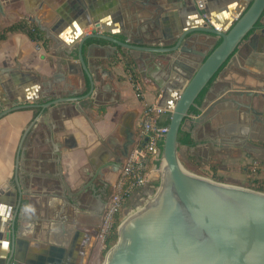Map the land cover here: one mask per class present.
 I'll return each mask as SVG.
<instances>
[{
	"label": "crops",
	"instance_id": "crops-1",
	"mask_svg": "<svg viewBox=\"0 0 264 264\" xmlns=\"http://www.w3.org/2000/svg\"><path fill=\"white\" fill-rule=\"evenodd\" d=\"M198 1L209 17L200 14ZM250 1L0 0V36L15 23L41 32L39 39L23 29L0 37V192L8 184L0 196V264H13L12 225L19 264L95 262L106 207L102 196L112 190L122 166L112 163L113 148L131 132L138 141L146 105L166 109L159 124L171 118L173 102L203 61L181 50H131L90 37L82 46L86 71L79 43L96 23L99 33L121 41L171 48L183 31L204 22L225 30ZM194 34L200 39L195 46L207 53L220 39ZM248 89H264V17L205 89L195 106L202 120L188 121L195 143H180L178 156L195 173L212 177L205 167L208 151L232 145L229 139L243 136L246 128L263 135L264 114L256 116L245 106L250 97L238 95ZM58 98L71 99L40 106ZM251 103L256 107V98ZM26 104L32 105L18 107ZM256 108L264 112L263 105ZM160 176L150 170L147 184L124 201L121 218L159 186Z\"/></svg>",
	"mask_w": 264,
	"mask_h": 264
},
{
	"label": "water",
	"instance_id": "water-1",
	"mask_svg": "<svg viewBox=\"0 0 264 264\" xmlns=\"http://www.w3.org/2000/svg\"><path fill=\"white\" fill-rule=\"evenodd\" d=\"M197 5L200 14L209 17L203 2L198 1ZM263 17L264 0H251L245 11L225 30L204 22L200 27L183 31L171 48L142 47L121 41L99 33L101 26L98 23L93 33L87 34L79 43V58L86 71L82 46L90 37H103L131 50H181L203 57L172 104L162 145L166 165L160 184L147 201L127 212L118 226L117 242L106 253L104 264H264V191L197 174L192 165L180 161L178 156L181 131L190 132L193 138V129L187 125L188 121L195 125L204 117L202 112H191V108L197 106V98L233 58L239 44ZM29 20L40 24L37 18ZM195 32L219 35L221 42L210 53L204 52L195 46L200 41ZM90 82L93 89V80ZM238 95L250 97L245 106L256 116L264 114L256 108L264 106V89L239 91ZM251 98H256V107ZM70 99L58 98L40 106L44 108ZM247 131L246 128L243 135ZM232 140L243 141L241 137H233ZM135 141V133L131 132L122 144L114 147L115 161L112 163L122 165ZM249 145L248 151L257 154L255 158L263 159L261 152H264V146L253 142ZM7 189L8 184L3 187V190ZM19 201L21 204V198ZM10 230L14 242L12 263L19 264L15 258L14 225Z\"/></svg>",
	"mask_w": 264,
	"mask_h": 264
},
{
	"label": "built area",
	"instance_id": "built-area-1",
	"mask_svg": "<svg viewBox=\"0 0 264 264\" xmlns=\"http://www.w3.org/2000/svg\"><path fill=\"white\" fill-rule=\"evenodd\" d=\"M134 84L137 96H141V85L136 81ZM164 112L166 109L157 104L145 106L140 123V137L132 147L129 156L125 158L114 184L113 193L106 203L98 232L100 239L105 240L112 231L116 215L123 208L124 201L131 192L147 184L150 170L153 169L159 174L163 172L166 161L162 154V145L168 126L159 124L157 118ZM156 189L148 193L138 206L147 201Z\"/></svg>",
	"mask_w": 264,
	"mask_h": 264
},
{
	"label": "rangeland",
	"instance_id": "rangeland-1",
	"mask_svg": "<svg viewBox=\"0 0 264 264\" xmlns=\"http://www.w3.org/2000/svg\"><path fill=\"white\" fill-rule=\"evenodd\" d=\"M227 147H231V146H227ZM208 152L209 154H206V156H210V158H208L207 160L208 162L206 163L205 167L206 169L210 167L209 170L214 173L212 177L208 176L209 178L222 182L229 181L233 183H238L237 185L241 184L247 187L258 186L260 184L264 185V158L257 159L254 156L257 154H252L247 150L242 152L240 148L229 149L223 147L220 149H210ZM113 190L114 187L112 188L110 196L112 195ZM121 213H122V209L116 215L115 222L117 221L118 218L122 217ZM124 218L125 217L121 218V220H123ZM114 227H115V223H114ZM112 231L108 234L106 239L110 236ZM106 239L103 240L98 237L100 256L96 257L95 262H91V264H104L106 254H104L103 251L105 250Z\"/></svg>",
	"mask_w": 264,
	"mask_h": 264
},
{
	"label": "trees",
	"instance_id": "trees-1",
	"mask_svg": "<svg viewBox=\"0 0 264 264\" xmlns=\"http://www.w3.org/2000/svg\"><path fill=\"white\" fill-rule=\"evenodd\" d=\"M17 29H23V30H26L27 33L30 35V37L32 39H39V37L41 36V32L39 29H37L36 27H30V28H26V26H24L23 24L21 23H15L9 27H7L6 29H4V33L1 34V38H4L6 36V32H9V31H15ZM221 42V38L219 39L218 43L216 44V46ZM215 46V47H216ZM214 47V48H215ZM213 48V49H214ZM212 49V50H213ZM211 50V51H212ZM210 51V52H211ZM209 52V53H210ZM206 89V88H205ZM205 89L201 92V94L199 95V97L197 98L196 100V103L198 104L201 100V97L205 91ZM191 112L193 113H199V109L195 106H193L191 108ZM170 122V118H167L166 120H164L163 122H161L163 125H168ZM179 140H180V143L182 144H187V145H193L195 143L194 139L192 138L191 134L186 132V131H181L180 135H179ZM158 185L155 184V188H157ZM250 188H254V189H257V190H261V191H264V185L260 184L258 186H250ZM121 218H118L117 221L115 222V227L112 231V233L110 234V236L106 239L105 241V250L103 251L104 254L107 253V251L117 242V239H118V226L121 222Z\"/></svg>",
	"mask_w": 264,
	"mask_h": 264
},
{
	"label": "flooded vegetation",
	"instance_id": "flooded-vegetation-1",
	"mask_svg": "<svg viewBox=\"0 0 264 264\" xmlns=\"http://www.w3.org/2000/svg\"><path fill=\"white\" fill-rule=\"evenodd\" d=\"M261 21V20H260ZM259 23V22H258ZM233 138V137H232ZM241 139L243 141H238V140H232L231 138L229 139L231 143H235L234 145H228V146H231V147H225V148H240V150L243 152V151H248V148H249V142H253L257 145H263L264 146V133L262 135V133L259 135L257 134V132L255 130H250V131H247V134L246 135H243L241 136ZM262 154V157L264 158V152H261ZM111 191L112 190H107L104 195L102 196V201L103 203H107L108 201V198L111 194ZM103 206L99 205V210L101 211ZM102 212V211H101Z\"/></svg>",
	"mask_w": 264,
	"mask_h": 264
},
{
	"label": "bare ground",
	"instance_id": "bare-ground-1",
	"mask_svg": "<svg viewBox=\"0 0 264 264\" xmlns=\"http://www.w3.org/2000/svg\"><path fill=\"white\" fill-rule=\"evenodd\" d=\"M243 129V128H242ZM243 131V130H242Z\"/></svg>",
	"mask_w": 264,
	"mask_h": 264
}]
</instances>
